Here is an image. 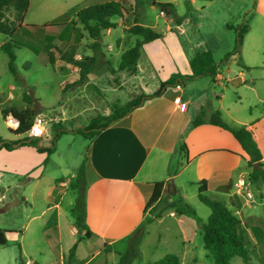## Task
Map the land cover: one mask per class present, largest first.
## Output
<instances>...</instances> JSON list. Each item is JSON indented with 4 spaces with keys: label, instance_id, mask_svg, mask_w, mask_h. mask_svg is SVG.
<instances>
[{
    "label": "rangeland",
    "instance_id": "1",
    "mask_svg": "<svg viewBox=\"0 0 264 264\" xmlns=\"http://www.w3.org/2000/svg\"><path fill=\"white\" fill-rule=\"evenodd\" d=\"M98 1L103 0H28L21 22L15 24L13 33L7 38L13 45V72L8 70L7 55L0 49V101L4 102L0 107L8 105L22 109L24 94L38 99V106L35 102L32 109L46 120V136L40 138V145L48 146L50 136L57 128H81L95 116L108 114L111 109L120 110L136 94H147L143 89L146 83L148 90L152 89L154 76L143 54L153 58L149 61L159 78L168 76L173 69L180 70L183 57L179 54L189 57L201 51L203 46L210 50L215 62L218 60L215 56L221 50L219 59L222 62L226 55L228 57L236 51L237 33L249 25L250 11L255 3V0H118L123 7L122 15L111 18L115 27L103 30L91 47L93 40L74 13ZM159 3L170 4L169 14L159 9ZM160 11L164 15H160ZM180 21L179 33L175 24ZM133 23L150 27L160 33L162 39L143 43L134 67L120 70V54L137 38L127 31ZM3 38L0 33V42ZM83 57H92L93 60L87 80L60 92V84L70 81L77 74L72 61ZM239 63L237 60L233 66ZM231 98L235 95L228 90L225 100ZM240 103L236 104L237 109H240L239 105L244 107L246 101ZM249 106L252 108V104ZM63 134L56 141L55 152L45 163H42L44 155L30 146L26 147V154L0 150V195L7 188L11 192L5 191L0 201V229L8 231L7 245L0 247V264H24L25 260L29 264H79V261L83 262L81 259L90 257L94 252L93 245L81 237L78 257L68 255L66 237L69 241V236L64 234L66 231L63 229V236L58 242L52 227L54 221H51L56 209L46 208L50 204L46 196L48 186L64 181L65 185L57 187L52 195L54 201H58L62 215L72 223L70 210L77 190L71 185L75 182L80 166L78 160L88 141L75 131ZM21 137L22 134H14L7 128L0 114V139L12 142ZM175 165V162L171 165V172ZM25 168L28 171L22 172L21 169ZM27 177H31V181H25ZM187 178L186 172L180 173L175 181L178 187L172 198L173 204L165 205L161 200L157 206L158 210L161 209L157 217L146 219L132 233L131 247H128L129 241L126 244L132 249L130 264H146L166 253L177 255L182 264H214L201 245L194 247L185 257L180 254L183 245L181 222L177 218L180 215L189 216L184 212L182 203L185 202L187 208L203 222L209 214L208 207L198 198L197 184L186 182ZM202 194L224 202L230 210H234L225 202L222 192L206 190ZM252 204L257 208L255 211H252ZM170 211L173 215L168 214ZM239 211L242 217H257V222L246 220L248 222L245 221V226L241 225L240 229L249 235L245 243L250 250L249 262L264 264V206L259 204L254 193L251 204H243ZM65 223L62 219V228L68 226ZM193 241L200 244L199 232ZM124 245L116 244L118 253L95 254L85 264H116L119 253L124 251L122 249H128ZM192 255L197 259L195 263L188 262ZM231 263L243 264L239 257H234Z\"/></svg>",
    "mask_w": 264,
    "mask_h": 264
},
{
    "label": "crops",
    "instance_id": "2",
    "mask_svg": "<svg viewBox=\"0 0 264 264\" xmlns=\"http://www.w3.org/2000/svg\"><path fill=\"white\" fill-rule=\"evenodd\" d=\"M160 15L164 13L160 12ZM250 15V23L239 45L234 47L236 51L229 54L222 62L219 59L221 50L215 56L218 58L215 62L210 50L205 46L202 47L201 51H209L216 66V74L213 78L209 74H198L183 80L182 83H175L179 84L178 88L174 85L164 87L159 95L145 99L129 113L98 131L91 140H87L78 162L82 164L84 171V224L89 232L84 238L94 247L90 257L100 253H118L120 252L116 249L118 243H124L126 247L129 236L146 219L157 217L161 210H158L157 206L161 200L165 205H170L178 187L176 178L183 171L188 176L186 182L196 184L204 180L206 190L222 192L225 202L234 207L232 211L226 206L232 213L237 214L240 228L241 225L245 226L246 220L250 223L257 222L256 216L242 217L239 208L243 204L250 205L254 193L259 204L264 206V183L259 192L250 182L249 169L246 166L247 156L239 143L229 131L207 121L190 126L198 115L206 119L211 112L218 110L221 119L226 123L244 125L250 131L260 152V161L264 162V0H255ZM181 22L175 24L176 32H181L179 28ZM166 28L168 29V26ZM168 43L172 44L171 40H168ZM179 55L183 57L181 58L183 65L180 70L173 69L170 73L179 72L182 77L190 76L192 70L189 63L194 55L189 57L184 54ZM143 57L153 70L154 76L152 89L148 90V83L143 89L148 93L156 90L159 82L165 80L170 73L166 77L159 78L149 61L153 58L146 54H143ZM237 60L240 63L234 67L233 63ZM220 64H222L221 69ZM76 76L77 74L67 83H71ZM64 83L60 84V92ZM218 90L219 93H216ZM228 90L234 93L235 98L225 100ZM31 99L30 106L35 108V102L38 106V99L33 97ZM242 100L246 101L245 106L239 105L240 109H237L236 104H241ZM3 103L0 101V105ZM24 103L23 108L28 106L25 101ZM181 135L185 152L179 148ZM45 136L44 133L43 137ZM41 137L38 139L39 144ZM56 141L54 150L47 160L56 150ZM26 147L13 144L10 150L2 148L0 150L22 151L21 153L26 154ZM19 157L22 159L21 155ZM174 162L175 169L171 172V165ZM27 168L21 169L22 172H27ZM238 180L243 182L242 187H236L235 183ZM25 181H31V177H27ZM156 181H163L159 198L157 202L146 206L153 183ZM64 185L65 182L59 180L56 185L48 186L46 196L50 204L46 208L56 209L51 221H54L52 227L56 231L58 242L63 236L64 229L66 231L64 234L69 236V241L66 237L67 248L75 243L72 256L76 257L84 230L77 232L73 219L70 223L62 215L59 203L57 200L54 201L52 195L57 187L62 188ZM224 186L227 187L223 188ZM5 191L11 193L8 188ZM5 191L0 195V201ZM247 191L251 193L250 199L246 197ZM251 206L252 211L257 209L254 204ZM168 214L173 215V212L170 211ZM62 219L66 222L65 225H68L65 228H62ZM177 221L181 222L180 236L183 249L180 254L185 257L194 247L197 245L203 247V245L201 241L200 244L193 241L198 232L192 217L180 215ZM250 230L248 233L251 235L253 231ZM242 234L249 239L245 231ZM90 257L81 259L82 263L79 262L85 264ZM179 260L182 264L181 259ZM196 260L193 255L188 258V262L195 263Z\"/></svg>",
    "mask_w": 264,
    "mask_h": 264
},
{
    "label": "trees",
    "instance_id": "3",
    "mask_svg": "<svg viewBox=\"0 0 264 264\" xmlns=\"http://www.w3.org/2000/svg\"><path fill=\"white\" fill-rule=\"evenodd\" d=\"M28 6V0H0V33L3 34V40L0 42V49L7 55V68L13 72V60L14 53L12 50V43L9 38L14 31L15 24L21 22L22 16ZM159 9L169 14V3H159ZM160 11V12H162ZM162 12V13H164ZM123 13V7L118 0H103L98 1L88 6L77 9L74 13L76 19L82 24L83 29L86 31L88 37L93 40L90 46L100 38L103 30L115 27V23L111 20L113 16L120 17ZM127 31L132 35L137 36L134 44L125 49L121 54L118 62V69H132L140 55V49L143 43L149 42L160 38L158 32L153 31L148 26H143L137 23H133L127 28ZM241 31L240 35L239 32ZM245 28L239 29L237 33V44L239 45ZM236 49V48H235ZM227 58V55L224 59ZM51 61V58L49 60ZM92 57H83L77 60H73L72 64L77 68V76L71 83L65 82L61 87V92H65L70 86L81 84L87 80L88 74L91 71ZM190 68L192 70L190 76L182 77L179 72H172L163 81H160L156 90L150 93L143 94L138 93L126 102V105L120 110L111 109L108 114L95 116L86 122L85 125L76 127L74 130L68 128H57V131L53 132L49 139L48 146H42L38 143L39 137H31L26 135V131L32 121L35 112L33 111L30 103L32 99L29 95L24 94L23 100L28 104L25 108L18 109L15 107H1L0 114L4 116L8 113L13 115L19 121V126L16 130H12L14 134H22L23 137L17 141H5L0 139V148L10 150L13 148V144L17 146H30L34 148V151L38 153H44L42 163H45L47 157L54 150V143L57 137L63 133L75 131L79 133L86 140H91L94 135L101 129L108 126L110 123L119 119L123 115L129 113L133 108L137 107L147 98L157 96L164 87L175 85L177 82H183L185 79H190L194 75L209 74L212 78L216 74V66L209 53V51H201L196 53L190 60ZM207 121V123L219 126L229 131L235 140L239 143L246 158V166L249 169L248 178L254 185L255 189L260 192L261 186L264 183V162L260 161V152L251 136L250 131L245 128L244 125H233L226 123L220 117L218 110L211 112L206 119H203L202 115H198L192 120L190 126L197 125ZM59 123V121L57 122ZM56 128V127H55ZM182 134V133H181ZM182 135L179 138V148L185 152L186 148L182 141ZM17 143V144H16ZM197 195L201 202H203L209 209V214L206 220L203 222L195 216L194 212L187 208V204L183 202L184 212L195 220L197 232L201 236V242L212 257L214 264H232L231 260L234 257H239L243 264H251L249 262V247L245 245L248 241L246 236L241 233L240 220L232 213L226 205L218 200L207 198L203 195V191H206L204 180H200L197 183ZM163 181H156L153 183L150 197L146 203V206H150L157 202ZM72 188L77 190V196L71 207V215L73 219V225L77 232L84 230L83 237L89 234L84 224V204H85V182L84 171L82 164L79 166L75 176V182L71 185ZM224 186L223 188H226ZM178 200V199H176ZM174 200H171L170 205ZM181 213V210H180ZM138 230V228L136 229ZM135 230V231H136ZM134 231V232H135ZM133 232V233H134ZM8 231L0 229V247L7 245L6 235ZM128 238L129 245L131 247V237ZM126 247V248H128ZM75 243H73L68 249V255L73 254ZM132 249H125L121 254L116 264H130L132 258ZM146 264H181L179 257L173 253H166L154 261L147 262Z\"/></svg>",
    "mask_w": 264,
    "mask_h": 264
},
{
    "label": "built area",
    "instance_id": "4",
    "mask_svg": "<svg viewBox=\"0 0 264 264\" xmlns=\"http://www.w3.org/2000/svg\"><path fill=\"white\" fill-rule=\"evenodd\" d=\"M174 87L178 88L179 84H175ZM3 121L8 129L10 130H16L19 126V121L17 118H15L10 113L6 114L3 118ZM45 117L39 113H36L32 121L29 125L28 130L26 131V135L31 137H41L45 133ZM243 182L241 180H238L235 185L237 188L242 187ZM247 198H251V193L247 191L246 193ZM24 264H29L28 261H25Z\"/></svg>",
    "mask_w": 264,
    "mask_h": 264
}]
</instances>
